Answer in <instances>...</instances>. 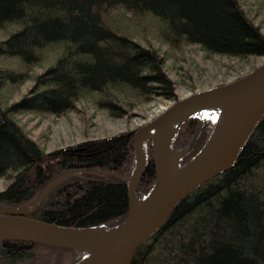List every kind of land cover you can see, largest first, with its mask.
<instances>
[{"label": "trees", "instance_id": "1", "mask_svg": "<svg viewBox=\"0 0 264 264\" xmlns=\"http://www.w3.org/2000/svg\"><path fill=\"white\" fill-rule=\"evenodd\" d=\"M239 1L0 0V28L16 27L0 39V55L15 56L25 66L17 71L0 65V87L32 80L17 100L4 108L0 104V177L9 180L0 191V204L28 207L51 180L73 172L27 216L69 227L122 222L128 212L126 178L134 163L133 130L44 152L10 113L59 116L91 92L97 94L96 106L115 117L126 114L127 101L116 95L121 92L141 101H176L163 58L118 33L106 23V14L121 7L136 18L150 15L159 24L157 37L170 47L194 43L208 53L239 59L264 56V34ZM47 51L53 52L52 62L31 75L29 68L40 64ZM212 125L206 111L180 122L172 149L197 136L179 165L201 148ZM143 145L146 164L137 195L147 193L154 182L149 141ZM79 258L68 248L0 241V264H72ZM129 264H264V112L232 165L188 192L137 246Z\"/></svg>", "mask_w": 264, "mask_h": 264}, {"label": "water", "instance_id": "2", "mask_svg": "<svg viewBox=\"0 0 264 264\" xmlns=\"http://www.w3.org/2000/svg\"><path fill=\"white\" fill-rule=\"evenodd\" d=\"M213 111L212 129L201 148L185 163L179 159L194 142L174 150L171 139L187 116ZM264 112V60L245 75L222 85L194 91L173 101L132 134L133 167L126 180L128 212L111 227H69L27 215L59 181L51 180L28 207L0 204V241H29L68 248L80 258L72 264H129L137 246L166 219L173 207L192 189L234 162L250 130ZM149 141L154 182L147 193L136 194L146 164L144 142Z\"/></svg>", "mask_w": 264, "mask_h": 264}, {"label": "rangeland", "instance_id": "3", "mask_svg": "<svg viewBox=\"0 0 264 264\" xmlns=\"http://www.w3.org/2000/svg\"><path fill=\"white\" fill-rule=\"evenodd\" d=\"M239 2L245 15L264 34V0H240ZM105 21L118 33H125L142 46L157 51L163 58V70L173 81L174 95L177 99L194 91L229 83L245 75L264 60V56L239 59L208 53L194 43H182L176 47H170L157 37L159 24L153 17L146 14L136 18L121 7L110 9L105 16ZM11 29L14 30L16 27L8 25L5 29L0 28V39L5 38ZM52 56L53 52L47 51L40 64L29 68V73L35 75L42 72L52 62ZM0 65L17 71L25 69L22 62L15 56L0 55ZM31 84V79L25 80L18 86L4 83L0 87L1 107H7L17 100ZM116 95L127 101L123 106L126 114L121 117L110 116L105 109L98 108L94 102L97 97L95 92L84 95L76 101L74 110L59 116L32 110L11 112L10 116L44 152H49L84 140L106 138L122 132L134 131L173 102V100L159 97L141 101L122 92ZM206 115L211 121L214 113L209 110ZM202 128L203 126L200 130ZM99 175L104 176L106 173ZM8 183V179L0 177V191Z\"/></svg>", "mask_w": 264, "mask_h": 264}]
</instances>
